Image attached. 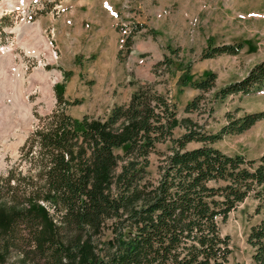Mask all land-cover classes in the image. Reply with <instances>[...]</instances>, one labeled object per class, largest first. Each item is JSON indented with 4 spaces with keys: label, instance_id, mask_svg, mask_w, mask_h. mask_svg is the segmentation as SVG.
<instances>
[{
    "label": "trees",
    "instance_id": "obj_1",
    "mask_svg": "<svg viewBox=\"0 0 264 264\" xmlns=\"http://www.w3.org/2000/svg\"><path fill=\"white\" fill-rule=\"evenodd\" d=\"M241 47V41L214 44L209 38L200 57ZM186 66L183 82L202 91L214 87L213 70L190 79ZM263 87L264 59L216 88L212 99ZM54 91L56 108L24 141L35 173L0 176L10 200L0 202V264H7L12 245L37 264H239L229 262V236L221 234L219 218L249 195L258 200L257 208L264 205V151L247 158L210 143L242 132L263 111L227 112L215 133L189 126L174 135L176 102L149 84L114 103L103 117H73L65 110L72 101L63 88L55 85ZM202 97L197 93L184 109L197 108ZM193 140L200 144L187 147ZM159 142H167L169 151L160 153L154 177L150 154ZM17 226L23 232L15 233ZM248 241L255 246L254 260L263 264V222L252 225Z\"/></svg>",
    "mask_w": 264,
    "mask_h": 264
},
{
    "label": "rangeland",
    "instance_id": "obj_2",
    "mask_svg": "<svg viewBox=\"0 0 264 264\" xmlns=\"http://www.w3.org/2000/svg\"><path fill=\"white\" fill-rule=\"evenodd\" d=\"M130 33L133 40L127 44ZM209 38L214 44L241 41L242 47L237 53L201 58ZM262 59L264 0H0V176L35 173L24 141L56 108L55 85L72 101L65 103L66 112L79 118L84 113L103 117L114 103L126 102L138 86L149 84L176 102L174 135L189 126L215 133L227 112H264V87L212 99L216 88L240 79ZM186 65L190 79L213 70L214 87L202 91L183 82ZM64 69L70 71L67 77ZM197 93L203 96L199 106L185 110ZM199 144L193 140L187 147ZM210 145L257 157L264 151V116ZM163 151H169L167 142L157 143L150 154L154 177ZM0 189V202L9 203L5 186ZM257 203L249 195L219 218L221 234L229 236L230 263L259 264L248 241L252 225L264 223V205L257 208ZM17 227L15 233L23 232ZM32 258L12 245L7 264H37Z\"/></svg>",
    "mask_w": 264,
    "mask_h": 264
}]
</instances>
